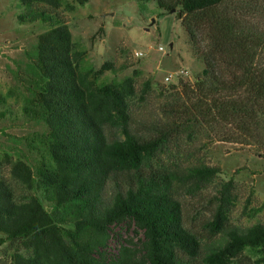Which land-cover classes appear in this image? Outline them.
<instances>
[{"label":"trees","instance_id":"1","mask_svg":"<svg viewBox=\"0 0 264 264\" xmlns=\"http://www.w3.org/2000/svg\"><path fill=\"white\" fill-rule=\"evenodd\" d=\"M18 1L26 7L19 23L41 22L50 29L38 36L28 58L30 98L22 108L28 120L43 125L35 134L43 155L34 171L4 155L22 190L17 197L0 178V246L8 244V264H233L244 251L256 256L254 264H264V225H227L231 180L222 184L205 224L213 243L203 249L184 227L175 185L190 180L201 186L220 170L194 166L181 176L154 166L168 147L171 126L153 125L148 136L136 132L128 105L134 79L94 82L127 67L105 62L96 71L80 70L85 53L75 50L68 26L51 12L73 11L74 3L88 0ZM137 2L141 8L154 3L164 14L178 9L194 56L203 63L190 122L212 124L221 141L264 149V0ZM125 221L142 235L139 248L101 251L111 228Z\"/></svg>","mask_w":264,"mask_h":264},{"label":"rangeland","instance_id":"2","mask_svg":"<svg viewBox=\"0 0 264 264\" xmlns=\"http://www.w3.org/2000/svg\"><path fill=\"white\" fill-rule=\"evenodd\" d=\"M74 6L73 11L60 8L51 12L68 26L75 50L85 53L80 70L96 71L105 62H112L115 68L125 65L124 71L105 72L97 77L95 84L118 83L132 77L135 94L128 105L134 130L148 136L153 125H169L173 129L165 153L158 156L154 166L181 176L194 166L219 168L220 173L209 183L198 186L187 180L175 185L174 197L181 203L183 225L199 238L203 249L214 241L205 224L227 181L233 182V206L227 225L241 229L264 225L263 146L241 144L235 139L221 141L218 128L212 124L201 122L197 126L190 122L194 115L191 106L196 102L193 88L203 63L194 56L181 20L175 19V14H164L154 3L141 8L137 0H88ZM25 10L18 0H0V178L17 197L22 190L11 177L4 155L26 161L33 171L43 155L35 135L43 131V125L28 120L22 108L30 98L25 83L29 76L28 58L38 36L50 29L41 22L19 23L17 15ZM259 19L253 21L258 23ZM139 52L142 56L137 57ZM181 70L186 75H179ZM111 230L101 251L112 254L123 246L139 248L143 237L135 233L133 225L128 226L125 221ZM10 255L7 243L0 246V264H8ZM255 259L253 253L244 251L233 264H254Z\"/></svg>","mask_w":264,"mask_h":264},{"label":"water","instance_id":"3","mask_svg":"<svg viewBox=\"0 0 264 264\" xmlns=\"http://www.w3.org/2000/svg\"><path fill=\"white\" fill-rule=\"evenodd\" d=\"M169 14H175L177 20L181 19V14L179 12H176V9H171L169 11Z\"/></svg>","mask_w":264,"mask_h":264},{"label":"built area","instance_id":"4","mask_svg":"<svg viewBox=\"0 0 264 264\" xmlns=\"http://www.w3.org/2000/svg\"><path fill=\"white\" fill-rule=\"evenodd\" d=\"M159 50H162V48H159ZM135 55H136L137 57H140V56H142V53L139 52V53H136ZM179 75H183V76H184V75H186V72L181 70V71L179 72Z\"/></svg>","mask_w":264,"mask_h":264}]
</instances>
